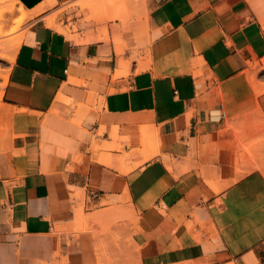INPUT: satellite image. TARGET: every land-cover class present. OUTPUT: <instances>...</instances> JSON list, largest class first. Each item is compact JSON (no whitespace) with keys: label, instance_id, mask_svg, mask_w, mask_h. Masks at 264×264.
<instances>
[{"label":"crops","instance_id":"1","mask_svg":"<svg viewBox=\"0 0 264 264\" xmlns=\"http://www.w3.org/2000/svg\"><path fill=\"white\" fill-rule=\"evenodd\" d=\"M20 1L36 12L0 80V264H102L128 242L139 264H264L246 74L264 0Z\"/></svg>","mask_w":264,"mask_h":264},{"label":"rangeland","instance_id":"2","mask_svg":"<svg viewBox=\"0 0 264 264\" xmlns=\"http://www.w3.org/2000/svg\"><path fill=\"white\" fill-rule=\"evenodd\" d=\"M79 3V4H78ZM81 1L77 2L79 6ZM87 4V3H85ZM93 8H95V11H103L104 10V4H93ZM129 6V5H125ZM81 7V6H80ZM23 15L19 12L12 20L4 21V23L0 24V41H6L7 39H10L16 35L23 34L25 32V29L27 28L29 21L31 20V17L24 18L23 24L21 25L20 29L17 31H12V28L16 25L15 20L22 19ZM4 33V34H3ZM6 39V40H5ZM11 62L6 59H0V74H5L8 71V66H10ZM246 74L251 77L253 85L257 92V100H256V107H255V125L257 128L262 129L259 134L257 133L256 139L264 141V90H261L264 88V59L251 64V67L246 71ZM1 80V78H0ZM263 91V93L260 94ZM259 91V93H258ZM259 94V95H258ZM112 222L109 223V227L106 228L107 232H111L114 238V241H120L122 238L120 237L121 234L119 233V227L124 226L129 231L133 224V221H130L129 216L127 218L119 220L112 218ZM129 219V220H127ZM130 233H128V237L130 238ZM123 238L124 241H129V238ZM113 250L110 254L106 255L107 264H139L135 249L132 248V245L128 242L126 244H113L112 245Z\"/></svg>","mask_w":264,"mask_h":264},{"label":"bare ground","instance_id":"3","mask_svg":"<svg viewBox=\"0 0 264 264\" xmlns=\"http://www.w3.org/2000/svg\"><path fill=\"white\" fill-rule=\"evenodd\" d=\"M93 1V0H91ZM90 0H81V7L86 8L90 7L93 9L92 3ZM87 3V4H85ZM79 4V3H78ZM21 13L23 15L22 19L20 20H15L16 25L12 28V31H17L20 29L21 25L23 24L24 18L34 16L36 11L29 12L25 5L20 1V0H0V24L4 23V21L7 20H12L17 13ZM2 34V32L0 33ZM4 34V33H3ZM24 34V33H23ZM23 34L16 35L10 39H5L6 41H0V59H6L10 61L11 63L14 62L16 53L21 45L22 39H23ZM9 75V70L5 74H0V78L3 79L4 81H7ZM261 90H264L262 88ZM260 94L263 93V91ZM259 93V91H258ZM259 95V94H258ZM256 162V161H255ZM121 212V216H124L127 214L126 211L123 209L119 210ZM119 213V212H118ZM127 216V215H126ZM112 218H118L117 213L113 215ZM103 245V243H102ZM104 245L101 246L99 245V259L102 264H106V255L103 252Z\"/></svg>","mask_w":264,"mask_h":264}]
</instances>
